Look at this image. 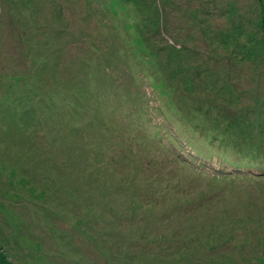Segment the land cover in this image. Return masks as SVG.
<instances>
[{"label": "rangeland", "instance_id": "374dc122", "mask_svg": "<svg viewBox=\"0 0 264 264\" xmlns=\"http://www.w3.org/2000/svg\"><path fill=\"white\" fill-rule=\"evenodd\" d=\"M0 264H264V0H0Z\"/></svg>", "mask_w": 264, "mask_h": 264}, {"label": "bare ground", "instance_id": "6f19581e", "mask_svg": "<svg viewBox=\"0 0 264 264\" xmlns=\"http://www.w3.org/2000/svg\"><path fill=\"white\" fill-rule=\"evenodd\" d=\"M57 228H58V226H57ZM60 229V228H59Z\"/></svg>", "mask_w": 264, "mask_h": 264}]
</instances>
